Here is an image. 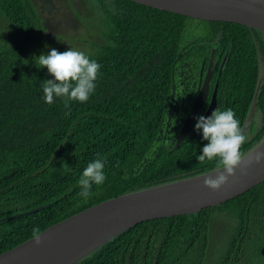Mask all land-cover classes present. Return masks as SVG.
I'll return each mask as SVG.
<instances>
[{
  "label": "trees",
  "instance_id": "obj_1",
  "mask_svg": "<svg viewBox=\"0 0 264 264\" xmlns=\"http://www.w3.org/2000/svg\"><path fill=\"white\" fill-rule=\"evenodd\" d=\"M106 28L89 58L100 64L86 103L44 102L42 82L53 79L24 45L0 47V254L92 206L216 170L196 159L207 143L194 130L176 148L163 143L172 83L179 65L217 48L221 111L231 108L245 130L244 156L264 139V33L244 25L195 20L130 0H97ZM0 14L26 31L43 32L31 0H0ZM42 26V27H41ZM199 48H202V53ZM70 110V115H66ZM161 137L160 140L158 138ZM106 180L79 196L78 180L97 155ZM227 219L223 246L213 250L219 218ZM225 221V220H224ZM222 230V229H221ZM264 260V181L243 195L198 213L141 223L77 264H254Z\"/></svg>",
  "mask_w": 264,
  "mask_h": 264
},
{
  "label": "water",
  "instance_id": "obj_2",
  "mask_svg": "<svg viewBox=\"0 0 264 264\" xmlns=\"http://www.w3.org/2000/svg\"><path fill=\"white\" fill-rule=\"evenodd\" d=\"M130 1L195 20L244 25L264 33V0ZM259 89L260 85L248 119L243 125L244 131L254 120ZM216 93L217 91L206 117L214 111ZM202 104V98L198 97L177 137L176 148L190 134L191 122ZM261 151H264V139L243 156L235 177H230L229 183L218 192L204 186V179L214 174L213 170L112 198L47 228L41 232V245L37 246L30 238L0 254V264H77L113 238L141 223L192 215L225 204L264 181V164L255 163V155ZM47 207L49 205L3 217L0 223L39 212Z\"/></svg>",
  "mask_w": 264,
  "mask_h": 264
},
{
  "label": "clouds",
  "instance_id": "obj_3",
  "mask_svg": "<svg viewBox=\"0 0 264 264\" xmlns=\"http://www.w3.org/2000/svg\"><path fill=\"white\" fill-rule=\"evenodd\" d=\"M34 60L39 68H46L53 77L42 82L45 103L51 105L56 98H61L68 108L70 102L86 103L95 92L101 66L83 51L69 47V50L60 52L53 48L47 54L34 57ZM66 115H70V110ZM196 121L195 130L202 133L203 140L207 141L202 148V155H198L196 159L199 163L206 160L218 161L214 174L204 179V186L218 192L229 183L230 177H235L236 169L244 158L240 149L246 142L247 135L231 108L221 111L218 107L211 116L201 115ZM255 163L264 164V151L255 155ZM105 180L104 159L98 154L79 177L78 195L88 199L92 195V186L102 185ZM42 236L41 229L33 227L31 239L37 246L42 244Z\"/></svg>",
  "mask_w": 264,
  "mask_h": 264
},
{
  "label": "rangeland",
  "instance_id": "obj_4",
  "mask_svg": "<svg viewBox=\"0 0 264 264\" xmlns=\"http://www.w3.org/2000/svg\"><path fill=\"white\" fill-rule=\"evenodd\" d=\"M69 1V0H68ZM71 1V2H70ZM69 6L60 1L61 10L48 15L42 13L44 18L43 32H37L39 36L27 40V33L16 26L6 17L0 14V47H14L17 44L24 45L26 54L32 60L41 54H47L50 49L65 52L70 48L94 54L97 44L103 43L105 26L100 15V5L97 0H70ZM41 26V27H42ZM35 61V60H34ZM225 220V221H224ZM227 219L219 218L216 228L219 226L216 239L213 240L212 248L217 250L223 246L224 238L228 232ZM254 264H264L255 262Z\"/></svg>",
  "mask_w": 264,
  "mask_h": 264
},
{
  "label": "flooded vegetation",
  "instance_id": "obj_5",
  "mask_svg": "<svg viewBox=\"0 0 264 264\" xmlns=\"http://www.w3.org/2000/svg\"><path fill=\"white\" fill-rule=\"evenodd\" d=\"M60 1L61 0H31L40 15L42 25L45 21L41 14L45 13L50 15L53 11H56L55 13L60 11L61 6L58 5ZM69 1L64 0L68 6ZM198 50L202 53V48ZM227 54L221 62V55L218 49L215 48L212 49L210 55L202 53L198 58L191 57L192 59L190 61H185L179 65L177 75L174 77L172 83L167 118L164 122V127L160 129L163 143L165 142L170 144V146H176L178 141L177 137L185 126L198 97L202 98L203 104L191 122L190 134L195 130L196 118L201 115L207 116V112L213 102L215 91H217V93L214 110L220 107L219 77L227 59ZM170 103H172V105H170ZM161 137H159L158 140H160Z\"/></svg>",
  "mask_w": 264,
  "mask_h": 264
}]
</instances>
